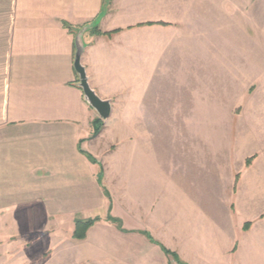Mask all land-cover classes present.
I'll return each instance as SVG.
<instances>
[{"label":"crops","instance_id":"1","mask_svg":"<svg viewBox=\"0 0 264 264\" xmlns=\"http://www.w3.org/2000/svg\"><path fill=\"white\" fill-rule=\"evenodd\" d=\"M224 1L0 0V264H234L229 258L243 249L237 229L248 237L254 264L255 246L264 240V76L256 74L260 84L247 103H234L242 105L236 115L227 95H212L211 81L223 77L215 79V71L226 70L225 63H212V53L226 60L229 48L221 39L212 50L208 44L243 30L237 2L231 24L222 21ZM214 2L221 4L217 11ZM97 19L102 32L119 31L83 34L89 85L111 101L116 117L146 120L140 141L127 145L122 171H115L123 176V204L104 185V177L115 175L110 160L104 169L84 152L93 149L99 114L79 86L76 36ZM216 100L237 121L236 143L212 140L210 119L224 111L211 112ZM182 118H195L193 126L181 128ZM147 119H155L151 128ZM163 119H180L182 134H171L170 143L175 126L168 120L165 128ZM148 129L155 143L144 142ZM236 173L241 181L234 192ZM246 185L253 193L238 206ZM228 191L235 196L221 203ZM237 210L244 214L240 222ZM31 215L100 220L85 239L72 236L74 225L52 242L58 236L52 224L31 222Z\"/></svg>","mask_w":264,"mask_h":264},{"label":"rangeland","instance_id":"2","mask_svg":"<svg viewBox=\"0 0 264 264\" xmlns=\"http://www.w3.org/2000/svg\"><path fill=\"white\" fill-rule=\"evenodd\" d=\"M237 2L238 6V12H237V22L238 25L241 27L243 26V30H240V27L238 28V33L235 35L233 33L232 36L228 35V37L225 39L224 36H220V38L212 37L211 38V50L216 45V41L220 40L222 41V45H227L229 48V52H227V58L226 60L221 57V59H217L219 55L212 53V63L216 64L218 67L221 65V63H225L224 67L225 69H215L212 68V75L214 76L217 73V77L215 76V79H218L220 76H218L219 73L223 72V77L220 81L217 83L211 81V92L212 95L217 94V92H221L222 96L227 95V103L234 104V103H242L245 101L246 103L249 100V95H251L257 88L259 87L260 81L255 80L256 74L260 73L262 76H264V54L258 55L259 49L264 50V0H225L223 2V5L225 6V9H227L228 13L224 12V7H222V13H224L222 17V21L225 22V20H228V25L231 24L232 18H235L236 16H232L231 14V8L234 6ZM219 5L216 2L213 3V8H215V11L217 9H220ZM215 15V14H214ZM216 16L218 17V13L216 12ZM242 23L243 25H241ZM258 26V27H257ZM229 33H232L231 31ZM219 44V43H217ZM231 48L233 50H231ZM261 59H260V57ZM222 64V65H223ZM207 76V74H206ZM203 77V76H202ZM212 78V77H211ZM247 86V87H246ZM217 99H220V96L216 95ZM237 101V102H236ZM228 104V105H229ZM230 106V105H229ZM219 109L224 110L223 113L218 117H212L211 123V134H212V140L213 141H222L221 137L225 136L226 140L228 142H237L238 141V125L237 121L232 119L230 115H228L222 106L217 100L213 107H211V112L218 111ZM242 109V105L239 106V104H234L231 109L232 115L238 114ZM210 117H198L196 121H200V119H206L209 120ZM195 118H182L180 122V127L184 126V128H187L189 126H193ZM149 121V127L151 128L153 125H151V120L155 119H147ZM165 122V128L167 127V122L170 121L171 125L170 127L175 126L174 132H172V129L170 132L169 138L167 139L170 143L171 134L179 135V131L176 128L178 125V120L180 119H163ZM146 120L145 119H139V118H126V117H116V113L113 111L112 108V114L108 119H103L100 116L96 118L93 122V131L91 134L90 139L92 140L93 149L89 152V154L92 156V158L101 164V167L104 166L105 169V161L107 159L110 160L111 168L112 170L119 171V169L122 171L123 167V158L127 156V154L130 153V150L128 148V144L130 143H137L140 141V129L141 124H143ZM223 122L224 124L227 122L225 127H218L219 123ZM196 124H198L196 122ZM195 124V125H196ZM207 124H203V127H205ZM220 126V125H219ZM149 128V129H150ZM147 130V132H144L143 140L147 143H155L157 140L153 138L156 133ZM206 129L209 130V127H206ZM186 136H191V132H184ZM182 134V133H181ZM186 138V137H185ZM164 140V139H163ZM244 142L246 143V140L244 138ZM250 142V141H249ZM246 150V149H245ZM170 151V149H169ZM132 153V150H131ZM247 161H250L249 163H246V167H249L253 161V156L248 157ZM240 164L238 163L235 168L239 167ZM245 167V168H246ZM119 168V169H118ZM222 171L226 179H229L230 174L225 170L223 167ZM225 170V171H224ZM112 173V178L110 180H113L112 182L109 179L103 178L104 185L107 187L108 191L116 196V200L119 204H123V176L122 174H119L117 172ZM249 175H252L250 173ZM238 178V179H237ZM249 179V178H248ZM106 180V181H105ZM110 183H109V182ZM241 181V173H236L235 175V183H234V192H236L237 187L239 185V182ZM230 182H228V186H230ZM110 187V188H109ZM229 189V188H228ZM246 199L241 200L240 205L245 204V202H248V197L253 193V191H249L248 185L244 188ZM258 194V192H256ZM234 195V194H233ZM228 196V197H226ZM235 196V195H234ZM234 196H231V193L228 191L227 194H224L222 197L218 198V200L221 203H224L229 200V198H232ZM262 196V195H261ZM261 196H259L261 198ZM226 197V198H224ZM233 201V200H232ZM237 201V199H236ZM232 208H234L235 204L234 202L231 204ZM121 207V206H120ZM121 213H123L122 208H120ZM237 213L239 215H237ZM237 213L234 214L236 216V219L238 222L241 221V219L244 217V214L240 210ZM102 211L99 213H96L94 216L97 215H103ZM264 216V215H262ZM67 217V216H66ZM83 218V217H82ZM77 219H81V217L78 215L76 217L71 218H65V215H31V222H50L52 224V232H56L58 236H54L52 238V242H60L63 234L68 230L71 232L73 229L72 227L75 225V222ZM121 220V219H120ZM122 227H123V221ZM254 221L250 222L251 228ZM116 224V223H115ZM37 226V224H36ZM248 229V230H249ZM247 231V230H246ZM243 230V232H246ZM37 232V231H36ZM212 233L214 234V238L219 239L218 234L216 235V231L213 230ZM123 234V233H121ZM216 236V237H215ZM122 237V236H121ZM119 238V237H118ZM233 236H231V239L233 240ZM235 238L238 240V244H242L243 249L241 250V253L238 255L237 251L232 253V256L229 258L230 260L233 259L234 264H251L252 261H250V255H249V241L248 237H244L243 234L239 231V229L236 230ZM123 240V239H122ZM230 240V239H229ZM223 247L229 245L230 241H224ZM227 242V243H226ZM45 243V240H44ZM47 245V244H46ZM123 246H120L119 249H122ZM237 248V245L235 249ZM51 251H47L45 255L50 254ZM255 255L254 258V264H264V240H261L259 242V247L255 246ZM51 262H55L54 264H57V261L52 259ZM31 264H40L38 262H31ZM169 264H177V260L173 259V262Z\"/></svg>","mask_w":264,"mask_h":264},{"label":"water","instance_id":"3","mask_svg":"<svg viewBox=\"0 0 264 264\" xmlns=\"http://www.w3.org/2000/svg\"><path fill=\"white\" fill-rule=\"evenodd\" d=\"M99 25V19L85 25L82 29H79L76 36V56H75V68L79 75V86L82 88L85 96V100L89 105L97 111L99 116L103 119H108L112 114V103L110 100L102 99L96 92L93 90L88 82L86 71L84 66L81 63V55L84 50V44L82 40L83 34L92 30L95 26Z\"/></svg>","mask_w":264,"mask_h":264},{"label":"trees","instance_id":"4","mask_svg":"<svg viewBox=\"0 0 264 264\" xmlns=\"http://www.w3.org/2000/svg\"><path fill=\"white\" fill-rule=\"evenodd\" d=\"M148 24H153L152 22H149ZM117 31H119V29H115V30H113V31H109V32H102L100 29H99V26L97 25V26H95L93 29H92V32H94V33H97V34H108V35H111L112 33H115V32H117ZM86 154H87V156L91 159V160H94L93 158H92V156L89 154V153H87L86 151H84ZM247 163H249L250 164V161H247ZM238 179V178H237ZM98 220H100V218H89V219H77L76 220V222H75V228H74V231H73V237L74 238H76V239H85L86 237H87V232H88V230H89V228L96 222V221H98ZM108 220L109 221H112V222H114V223H116L117 224V226L119 227V228H122V222H121V220L119 219V218H116V217H113L112 215H109V217H108ZM249 227H250V222H246L245 223V225H244V230L246 231V230H248L249 229ZM150 236V238L153 240V241H156V242H158L156 239H154L151 235H149ZM165 248V247H164ZM165 251L167 252V253H172L178 260H180L179 259V256L177 255V253H175V252H171V250H169V249H167V248H165ZM181 262V264H186V263H184V262H182V261H180Z\"/></svg>","mask_w":264,"mask_h":264}]
</instances>
